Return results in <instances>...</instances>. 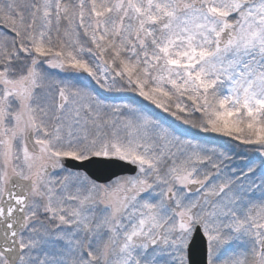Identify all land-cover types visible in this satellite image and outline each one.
<instances>
[{
  "label": "snow or ice",
  "instance_id": "obj_1",
  "mask_svg": "<svg viewBox=\"0 0 264 264\" xmlns=\"http://www.w3.org/2000/svg\"><path fill=\"white\" fill-rule=\"evenodd\" d=\"M0 264H264V0H0Z\"/></svg>",
  "mask_w": 264,
  "mask_h": 264
}]
</instances>
